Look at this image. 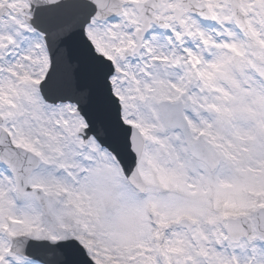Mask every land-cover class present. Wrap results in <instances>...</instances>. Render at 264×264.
Returning <instances> with one entry per match:
<instances>
[{"label": "snow or ice", "instance_id": "obj_1", "mask_svg": "<svg viewBox=\"0 0 264 264\" xmlns=\"http://www.w3.org/2000/svg\"><path fill=\"white\" fill-rule=\"evenodd\" d=\"M0 264H264V0H0Z\"/></svg>", "mask_w": 264, "mask_h": 264}]
</instances>
